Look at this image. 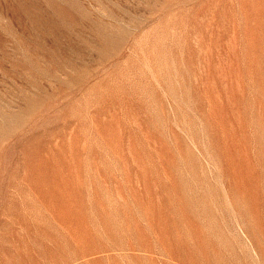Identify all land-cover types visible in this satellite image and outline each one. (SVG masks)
Listing matches in <instances>:
<instances>
[{
  "label": "rangeland",
  "instance_id": "374dc122",
  "mask_svg": "<svg viewBox=\"0 0 264 264\" xmlns=\"http://www.w3.org/2000/svg\"><path fill=\"white\" fill-rule=\"evenodd\" d=\"M0 264H264V0H0Z\"/></svg>",
  "mask_w": 264,
  "mask_h": 264
}]
</instances>
